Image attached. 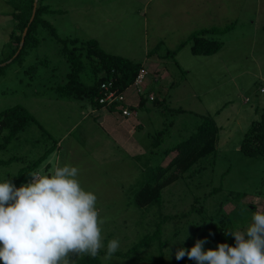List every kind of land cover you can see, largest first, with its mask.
<instances>
[{
  "label": "rangeland",
  "instance_id": "rangeland-1",
  "mask_svg": "<svg viewBox=\"0 0 264 264\" xmlns=\"http://www.w3.org/2000/svg\"><path fill=\"white\" fill-rule=\"evenodd\" d=\"M43 3L53 10L43 17L60 37L77 38V45L95 39L107 53L143 64L148 74L141 88L144 91L151 86L162 88L161 98L166 105L185 111L163 114L150 99L139 107L140 86H130L126 91L135 117H124L120 104L95 109L86 100L58 97L53 87L65 80L68 63L61 52L62 44L40 27L38 46L30 48L21 62L8 65L0 75V112L16 104L23 105L42 128L33 125L21 132L20 140L14 141H19L17 148L11 143L0 151V157L8 158L12 154L8 149H13L29 161L56 144L36 173H48L65 164L78 167L81 186L97 196L96 207L104 220L103 243L106 246L108 241L119 239L117 251L128 250L161 223L165 241L163 259L166 264H178L174 256L177 248L188 239L193 243L199 237L195 233L203 218L211 215L213 222L200 228L201 231L206 228L208 235L212 233L206 248L225 242L232 245L234 237L219 231L222 226L219 204L224 203L220 209L227 214L236 205L235 194H244L239 199V210L230 215L232 230L244 229L251 221L252 211L264 210V157L247 156L240 150L244 133L253 120L259 119L264 108V93L260 91L264 86V0H44ZM12 10L6 1L0 0V59L5 56V46L16 28ZM212 27L221 31L212 35L222 43L215 54L194 55L187 43L175 56H165L192 33ZM156 46L158 49L149 57L148 52ZM42 59L47 61L39 62ZM105 115H109L108 122L101 124L100 118ZM201 115H212L219 126L216 151L167 186L159 203L146 208L136 206L133 195L147 181L146 164H157L160 159L155 155L148 160L155 134L165 128V123L173 124L167 127L169 131L158 151L155 149L160 153L186 139ZM172 156L173 153L169 154L161 163L166 164ZM20 164L15 161L0 165V179L11 180ZM198 205L202 206V213L194 210ZM158 254V245L153 244L143 249L141 255ZM80 256H71L70 264ZM104 256L101 254L100 264H158L114 255L105 261ZM179 264L194 261L182 260Z\"/></svg>",
  "mask_w": 264,
  "mask_h": 264
},
{
  "label": "trees",
  "instance_id": "trees-1",
  "mask_svg": "<svg viewBox=\"0 0 264 264\" xmlns=\"http://www.w3.org/2000/svg\"><path fill=\"white\" fill-rule=\"evenodd\" d=\"M4 1L13 8L11 15L15 20L16 28L11 32L9 42L5 46V48H7L5 56L0 59V75L4 73V70L8 65L15 62H21L24 54L27 53L30 48L38 46L40 42L38 30L40 27L47 29L50 35L62 44L61 52L68 63L69 69L65 74V80L53 87L54 91L60 98L86 100L95 109L104 107L108 108V105L106 106L104 103L100 102L101 98L104 96V90L101 85L104 82H111L112 88L116 87L121 91H126L132 86L140 69L143 67V64L135 62L129 58L107 53L99 46L98 41L95 39H90L85 43L77 45V38L60 37L57 30L43 17L44 14L53 11L48 5L43 3L44 0ZM35 1L36 7L34 16L30 21ZM25 29L26 33L24 36V42L22 46H20ZM217 32L221 31L214 27L198 30L182 42L175 51H168L165 56H175V54L187 43H190V49L194 55L215 54L219 51L222 44L220 41L213 39L212 37V35ZM158 47L159 46H156L153 50L149 51L147 55L150 57V55L155 53V50H157ZM46 61L47 59H42L39 62ZM150 93H153L154 96L151 100L152 104L156 109H159L161 113L172 114L174 112L179 113L185 111L183 108L173 109L166 105L163 101L164 99L161 98L163 89L158 87L154 88L152 86L140 93L139 106L142 105L145 100L149 99L148 95ZM130 109H132L131 105ZM33 125L42 128L37 119L23 105L16 104L1 111L0 151L6 149L11 143L20 137L19 134L21 132L30 129ZM171 125L173 124L165 123V128L155 134L156 137L154 138L152 149L150 151L151 156L148 160H151L155 155H159L160 159L157 164H146V172L149 173L147 181L141 185L133 195V203L139 208H146L159 203L162 200V191L167 186L176 182L186 173H189L201 159L213 154L218 146L219 126L212 115H201L199 122L194 126V131L186 139L177 141L158 153V148L161 146L163 138H165L164 136L169 131L167 127ZM18 142H14L15 149L17 148ZM55 145L46 148L45 152L40 157L29 161L24 160L25 155L16 154L13 149H8L10 151L12 150V154L8 158L0 157V165H10L15 161L21 162L20 167L14 174L15 177L12 176L10 179L16 186L27 183L31 179L28 175L37 172L38 166L47 159ZM156 148L157 151H155ZM240 150L247 156L264 157V108L260 111L259 119L253 120L244 133L240 143ZM171 153H173V156L169 161L166 164H162L161 162L164 158ZM213 192H216V190H213ZM243 195L244 194L240 192L238 195L235 194V197L237 198V200H235L236 205L234 209L227 214L220 209L224 203L219 204V215H216L221 217L220 222L222 226L219 227L221 234H224V231L232 230L230 225L233 224V221L230 215L234 211L239 210V199ZM195 209L199 213L203 212L202 206L200 205L194 207V210ZM166 219L167 218H164V220ZM213 220V215L203 218V224L198 226L199 230L195 233V235H199L196 239L207 238L208 241L212 239V237L207 234L208 232L206 231V228L203 229V231H201L200 228L203 226H209ZM160 225L161 223H158L153 231L143 235L138 241L133 243L128 250L124 252L116 251L113 255L129 260H148L153 263L166 264L165 259H163L165 241L162 239ZM229 237L232 238V236ZM193 243H190V240L188 239L182 247L185 248L187 246L190 248ZM153 244L158 245L159 254L156 257L142 256L143 249L146 250ZM208 244L209 242L205 247H207ZM232 246H234V240ZM105 250L106 249L100 250L96 257L81 255L76 259L74 264H100V256L101 254H105ZM182 260L188 262L189 259L185 257L179 261L176 260V262L179 264Z\"/></svg>",
  "mask_w": 264,
  "mask_h": 264
},
{
  "label": "clouds",
  "instance_id": "clouds-1",
  "mask_svg": "<svg viewBox=\"0 0 264 264\" xmlns=\"http://www.w3.org/2000/svg\"><path fill=\"white\" fill-rule=\"evenodd\" d=\"M78 174V167L65 164L28 175L31 179L19 187L0 179V264H70L71 256L96 257L102 248L105 261L111 260L120 241L103 243L104 220L96 207L97 196L81 186ZM224 234L234 237V246L225 242L206 248L207 238L196 239L190 248L178 247L175 259L187 257L194 264H264V210L252 211L244 229Z\"/></svg>",
  "mask_w": 264,
  "mask_h": 264
},
{
  "label": "built area",
  "instance_id": "built-area-1",
  "mask_svg": "<svg viewBox=\"0 0 264 264\" xmlns=\"http://www.w3.org/2000/svg\"><path fill=\"white\" fill-rule=\"evenodd\" d=\"M147 74H148L147 69H145V67L143 66L140 69L134 83L132 84V86H137V87L140 86V89H138L139 93H142L144 91L141 88V85H143L144 79L147 76ZM101 87L104 90V96L100 100L101 103H104V105H106V106L108 105L109 106L108 108H112L115 105L120 104L121 105V113L123 116L127 117V116L133 115L134 112L130 109V105L126 100L125 91H121L120 89H118L116 87L112 88L111 82H104L101 85ZM260 91L262 93H264V86L260 87ZM150 94H152V95H150ZM150 94L148 95V98L150 100H152L154 96H153V93H150Z\"/></svg>",
  "mask_w": 264,
  "mask_h": 264
},
{
  "label": "crops",
  "instance_id": "crops-1",
  "mask_svg": "<svg viewBox=\"0 0 264 264\" xmlns=\"http://www.w3.org/2000/svg\"><path fill=\"white\" fill-rule=\"evenodd\" d=\"M148 89H149V87H148ZM128 90V89H127ZM126 90V91H127ZM126 91H125V96H126ZM140 100V99H139ZM140 106H142V105H140ZM139 106V107H140ZM134 113H133V115H131L130 117H135V116H137L136 115V112L135 111H133ZM108 117H109V115H105V116H102L101 118H100V121L99 122H101V124H107V122H108ZM124 117H126V116H124ZM139 124V123H138ZM130 128V127H129ZM132 131V130H131Z\"/></svg>",
  "mask_w": 264,
  "mask_h": 264
},
{
  "label": "water",
  "instance_id": "water-1",
  "mask_svg": "<svg viewBox=\"0 0 264 264\" xmlns=\"http://www.w3.org/2000/svg\"><path fill=\"white\" fill-rule=\"evenodd\" d=\"M35 7H36V1H35V3H34L33 14H32V17H31L30 21L32 20V18H33V16H34ZM25 33H26V29H25L24 32H23L20 46H22V44H23V42H24V36H25ZM20 48H21V47H20ZM20 185H22V184H20ZM20 185H18L17 187H19Z\"/></svg>",
  "mask_w": 264,
  "mask_h": 264
}]
</instances>
